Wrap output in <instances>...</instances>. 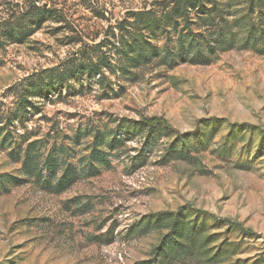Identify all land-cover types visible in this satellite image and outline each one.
<instances>
[{"label":"rangeland","instance_id":"obj_1","mask_svg":"<svg viewBox=\"0 0 264 264\" xmlns=\"http://www.w3.org/2000/svg\"><path fill=\"white\" fill-rule=\"evenodd\" d=\"M153 1L46 0L63 20L2 55L0 111L13 101L8 86L77 56L110 23ZM110 56L108 93L93 79L74 81L41 98L25 121L31 138L46 136L45 152L64 146L78 177L60 191L35 182L0 188V264H138L166 232L142 227V218L179 209L191 219L205 212V226L191 255L162 264H264V54L234 48L209 64ZM145 117L172 128L145 126ZM111 133L125 139L107 149ZM99 142L108 163L96 166ZM10 148L0 135V172L20 166Z\"/></svg>","mask_w":264,"mask_h":264},{"label":"trees","instance_id":"obj_2","mask_svg":"<svg viewBox=\"0 0 264 264\" xmlns=\"http://www.w3.org/2000/svg\"><path fill=\"white\" fill-rule=\"evenodd\" d=\"M62 20L60 9L46 0H0V65L9 46L27 42L47 21ZM234 48L264 54V0H154L149 6L129 10L122 19L109 24L99 41L83 43L75 52L77 56L39 69L8 86L13 101L0 111L1 142L11 147L9 155L20 166L0 172V188L35 182L42 188L60 191L75 182L77 170L64 159V146H53L45 152L46 136L31 138L33 133L25 121L40 109L41 98L61 95L63 89L73 87L74 81L93 79L103 93H108L111 86L103 68L114 65L110 54H163L162 58L170 62L209 64L217 54ZM141 122L172 128L161 117H145ZM16 123L22 132H17ZM110 136L107 149H114L125 139L117 133ZM100 143L91 152L96 166L108 163L103 157L106 150L98 148ZM94 167H88L87 173L94 174ZM205 215L198 212L191 219L179 209L142 218V227L166 232L153 258L138 264H162L191 255L196 234L202 233L205 226ZM222 221L242 229L239 223Z\"/></svg>","mask_w":264,"mask_h":264}]
</instances>
